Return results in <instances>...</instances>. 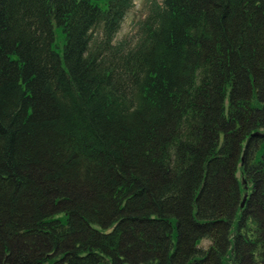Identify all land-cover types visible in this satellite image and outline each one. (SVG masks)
<instances>
[{"label": "trees", "instance_id": "1", "mask_svg": "<svg viewBox=\"0 0 264 264\" xmlns=\"http://www.w3.org/2000/svg\"><path fill=\"white\" fill-rule=\"evenodd\" d=\"M134 2L0 0V264H264V0Z\"/></svg>", "mask_w": 264, "mask_h": 264}, {"label": "rangeland", "instance_id": "2", "mask_svg": "<svg viewBox=\"0 0 264 264\" xmlns=\"http://www.w3.org/2000/svg\"><path fill=\"white\" fill-rule=\"evenodd\" d=\"M145 0H135L134 7L126 14L124 21L121 25L119 32L117 33V38H121L125 35L131 34L135 30L136 22L141 19L145 14L144 7ZM53 48L59 53H62L63 48V35L57 26H54V43ZM239 172V171H238ZM239 176V173H238ZM210 241L203 239L201 241V246L207 247Z\"/></svg>", "mask_w": 264, "mask_h": 264}, {"label": "water", "instance_id": "3", "mask_svg": "<svg viewBox=\"0 0 264 264\" xmlns=\"http://www.w3.org/2000/svg\"><path fill=\"white\" fill-rule=\"evenodd\" d=\"M257 134V133H255ZM243 162V156L241 157V163ZM242 182H244V180H242ZM247 198V193H244L243 194V197H242V200H241V203H240V206L243 207L244 203H245V200Z\"/></svg>", "mask_w": 264, "mask_h": 264}]
</instances>
